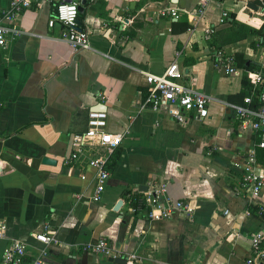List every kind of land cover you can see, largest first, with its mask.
Masks as SVG:
<instances>
[{"label": "crops", "instance_id": "0c3cea01", "mask_svg": "<svg viewBox=\"0 0 264 264\" xmlns=\"http://www.w3.org/2000/svg\"><path fill=\"white\" fill-rule=\"evenodd\" d=\"M8 4L0 0V15ZM78 8L88 50L72 56L59 26L47 27V3L15 15L20 34L0 48V258L12 241L31 257L42 249L32 236L51 234L45 264H119L83 251L97 238L124 263L244 264L249 237L264 234V186L257 197L233 188L250 151L264 169V149L226 105H242L250 90L256 107L264 90L251 76H264V0H93ZM216 50L232 58L236 75L213 66ZM173 61L191 89L212 98L205 119L180 125L143 106L141 72L160 74ZM92 110L105 113L107 132L122 134L97 201L94 169L64 164L69 136L85 130ZM160 184L163 198L188 202L192 215L148 220L131 211L129 202Z\"/></svg>", "mask_w": 264, "mask_h": 264}, {"label": "built area", "instance_id": "2783aa9c", "mask_svg": "<svg viewBox=\"0 0 264 264\" xmlns=\"http://www.w3.org/2000/svg\"><path fill=\"white\" fill-rule=\"evenodd\" d=\"M93 0H9L8 7L0 15V48L4 49L7 39L19 36L20 32L11 21L15 15L24 9L37 7L47 3L52 8L51 17L47 20V27L59 26V40L64 42L72 56L89 49L88 34L77 25V9L81 2ZM261 3V0H255ZM205 1L198 3L197 15L202 14ZM176 10L167 8L163 13L176 18ZM226 18L222 14L220 22ZM213 30H205V38L212 34ZM213 66L222 70L225 74L236 75L237 71L230 56L221 50L212 54ZM144 80L143 106L153 112L160 113L176 124L183 125L189 121H201L207 117V108L212 98L196 92L184 81V73L179 69L175 61L169 63L160 74L141 72ZM252 85L264 84V76L258 72L252 73ZM100 101L102 95L97 96ZM257 106L251 107V97H245L242 105H226L233 116L239 122L242 130L248 129L258 133L256 147L264 148V90L256 95ZM106 115L103 111L92 110L86 114L85 130L73 137L71 150L65 165L74 164L88 166L94 169L96 182L92 200L97 201L109 173L106 169L108 155L118 148L122 134L109 133L105 130ZM150 183V182H149ZM233 192L235 195L248 194L257 197L264 186V169L257 166L253 151H250L240 166V173L235 182ZM164 184H160L146 190L134 198L131 211H142L148 220L165 219L175 211H182L186 216H191L193 207L184 201L172 202L163 198ZM132 200V199H131ZM225 213V212H224ZM5 226L0 222V238L3 236ZM33 239L42 246V249L33 256L28 257L25 246L17 241H12L3 249L0 264H45L47 247L53 242L51 234H34ZM250 256L244 260V264H264V234H252L249 237ZM83 251L95 255L114 259L112 249L103 238H97L94 242L85 243ZM134 258L128 257L124 264H131Z\"/></svg>", "mask_w": 264, "mask_h": 264}, {"label": "water", "instance_id": "95a60500", "mask_svg": "<svg viewBox=\"0 0 264 264\" xmlns=\"http://www.w3.org/2000/svg\"><path fill=\"white\" fill-rule=\"evenodd\" d=\"M82 3V2H81ZM77 11H79V8L77 9ZM77 25H79V21L77 20L76 21ZM72 137L73 136H69V139H68V142L66 144V148H65V152H64V157L65 158H68L69 156V153H70V150H71V144H72ZM41 162L45 165H51L53 164V160L49 159V158H42L41 159ZM138 190H145V187H141L139 186L138 187ZM121 206V202L120 201H117L116 204L114 205L113 207V211H118V209L120 208ZM110 262H115V263H119V264H124V262L122 260H115V259H112V258H109L108 259Z\"/></svg>", "mask_w": 264, "mask_h": 264}, {"label": "trees", "instance_id": "16d2710c", "mask_svg": "<svg viewBox=\"0 0 264 264\" xmlns=\"http://www.w3.org/2000/svg\"><path fill=\"white\" fill-rule=\"evenodd\" d=\"M187 28V26H185V27H183V30H185ZM250 89V88H249ZM249 92H250V90H248V93H246V94H244V93H241V97H242V99H241V101L243 100V98H245V96H247L248 94H249ZM145 93V92H144ZM259 93V92H258ZM256 95H257V93H256ZM255 95V96H256ZM254 96V97H255ZM251 100H252V98H251ZM252 104L254 105V103H251V106H252ZM255 106V105H254ZM257 106V105H256ZM253 107V106H252ZM264 149V148H263ZM131 205V204H130Z\"/></svg>", "mask_w": 264, "mask_h": 264}]
</instances>
